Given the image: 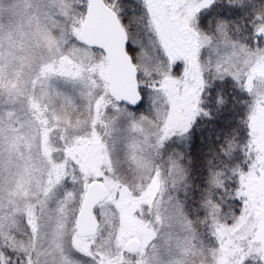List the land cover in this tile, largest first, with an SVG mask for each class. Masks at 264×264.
Listing matches in <instances>:
<instances>
[{
  "label": "snow or ice",
  "instance_id": "1",
  "mask_svg": "<svg viewBox=\"0 0 264 264\" xmlns=\"http://www.w3.org/2000/svg\"><path fill=\"white\" fill-rule=\"evenodd\" d=\"M133 3H0V264H264V14L234 36V21L208 33L198 14L245 0H142L145 43L122 21ZM209 76L252 99L243 159L208 177L206 241L169 194L188 187L182 155L161 149L210 115Z\"/></svg>",
  "mask_w": 264,
  "mask_h": 264
},
{
  "label": "trees",
  "instance_id": "2",
  "mask_svg": "<svg viewBox=\"0 0 264 264\" xmlns=\"http://www.w3.org/2000/svg\"><path fill=\"white\" fill-rule=\"evenodd\" d=\"M137 1L134 0L131 10H134L135 14H140L143 5ZM259 14H264V0H245L242 6L226 7L222 10L202 9L198 14L197 26L200 30L211 33L217 19H226L234 21L242 30L236 33L234 27V36L245 35L246 31L251 30L250 23ZM123 22L126 25L130 24L126 19H123ZM221 99L223 103H218ZM251 99L231 77H226L223 81L219 79L209 81L203 94V107L210 115L207 117L201 115L197 119L190 138L181 148L183 163L189 170L188 187L182 193L183 208L187 217L201 233L208 231L207 225L201 224L200 221L206 216V210L201 202L206 196L205 190L209 188L207 181L210 172L223 170L228 176L229 169L243 159L242 146L246 139V129L242 119L248 111ZM139 110L141 112L143 109ZM233 138L240 148L231 157L224 156L222 148L226 146V140ZM236 186L235 179L226 182L229 192ZM229 192L212 189L213 199L221 202L224 207L228 204L233 205L234 211L238 214L241 202L230 199ZM246 264L253 262L247 261Z\"/></svg>",
  "mask_w": 264,
  "mask_h": 264
},
{
  "label": "rangeland",
  "instance_id": "3",
  "mask_svg": "<svg viewBox=\"0 0 264 264\" xmlns=\"http://www.w3.org/2000/svg\"><path fill=\"white\" fill-rule=\"evenodd\" d=\"M139 1L143 5L142 0H139ZM12 2H13V0H0V3H2L6 8H7V6L11 5ZM122 18L130 21V24H129L130 30L133 33L140 36V38H142L144 40V42L147 43V40L149 38V33H148V29H147V14H146V10H145L144 6H143V9H141L140 14H135L134 10L124 11ZM123 19H122V21H123ZM208 55H209V49H207V48L202 49L201 58L205 59ZM213 80L214 79L211 76L208 77V82L209 81L211 82ZM141 109H143L141 112H140V110H137L138 115H140V114L150 115L151 106L147 100H145V103ZM186 142H187V140H184V139L177 137V136H173L169 140H167L165 142L163 148L161 149L162 155L165 158V160L167 159V157L169 155L181 154V152H180L181 148L185 146ZM184 190H186V188L183 185H181V187L177 188L176 190H170L169 194L173 195L183 205L182 193L184 192ZM183 210H184V208H183ZM207 229H208V227H207ZM198 231L206 241L211 240V237H210L208 231H206V232L204 231V233H201L200 230H198Z\"/></svg>",
  "mask_w": 264,
  "mask_h": 264
}]
</instances>
